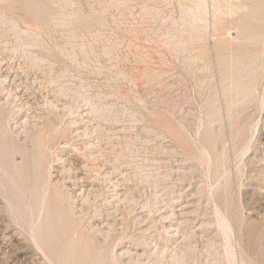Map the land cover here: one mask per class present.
I'll list each match as a JSON object with an SVG mask.
<instances>
[{
    "label": "rangeland",
    "instance_id": "obj_1",
    "mask_svg": "<svg viewBox=\"0 0 264 264\" xmlns=\"http://www.w3.org/2000/svg\"><path fill=\"white\" fill-rule=\"evenodd\" d=\"M218 2L0 0V264H229L216 205L264 264V111L244 162L217 119L250 16Z\"/></svg>",
    "mask_w": 264,
    "mask_h": 264
},
{
    "label": "bare ground",
    "instance_id": "obj_2",
    "mask_svg": "<svg viewBox=\"0 0 264 264\" xmlns=\"http://www.w3.org/2000/svg\"><path fill=\"white\" fill-rule=\"evenodd\" d=\"M218 1V4L215 5L219 7V5L225 4L228 0ZM230 1V5L233 3V5L231 6L233 8L229 7L230 9H233L231 11H234L235 13L243 11V14H249L250 17L245 21H241L239 27L235 28V35H237L236 37H234L235 35L232 36L233 32L227 35V42L230 46L226 50V52L221 53L219 56L220 95L218 102L220 106L217 111V119L223 120V122L225 118L227 119L228 128L230 129V132H232V149H239V152L236 153V156L240 157L243 161L244 157L250 152V150L253 148V144L256 142L255 133L258 132L260 123L262 121V116H259L264 111V1H255L252 6H248L246 4L248 0H243L245 2H243L242 0H229V2ZM200 6L202 7L203 5L200 4ZM201 7H199V9ZM230 31H232V29ZM238 40H240V42H238ZM236 41V48L232 47L234 46ZM1 123L3 124L2 120L0 119V126L4 127L3 125H1ZM39 142H41V140ZM213 151L214 153H217L216 149H213ZM43 157L44 154L42 155L41 152H37V155L35 156L36 164H39ZM228 157L229 156L227 149H223L222 153H217L215 159L217 166H224L228 161ZM258 159L264 161V155L259 156L257 154H254L249 161L253 162ZM262 173L264 174V170L259 171V174ZM47 193L49 194V190ZM61 195L63 194H59L58 192L56 193L57 197H61ZM63 210L64 209H62V211ZM215 210L217 214L216 224L225 239L224 247L225 253L229 260V264H259L258 261L250 262L242 256L238 257L236 248L233 244V239H235L233 222L223 211L219 209L218 205H216ZM70 230H74V225L70 227ZM75 238L79 239L82 244H86L89 243V239H91V236H86L85 238L80 239V236L76 237L74 233L73 235H71V240L74 241ZM122 254L124 255V253ZM173 258L174 259L172 262L175 263L177 259L175 258V256H173Z\"/></svg>",
    "mask_w": 264,
    "mask_h": 264
}]
</instances>
